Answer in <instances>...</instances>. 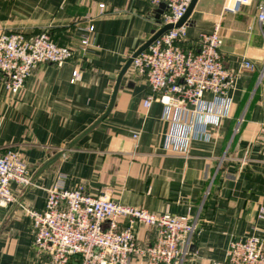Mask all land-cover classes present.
<instances>
[{
	"label": "crops",
	"instance_id": "obj_1",
	"mask_svg": "<svg viewBox=\"0 0 264 264\" xmlns=\"http://www.w3.org/2000/svg\"><path fill=\"white\" fill-rule=\"evenodd\" d=\"M224 1L197 0L186 21L188 41L219 24L225 66L237 73L228 103L204 93V106L212 104L218 115L216 123L205 125L206 135L183 139L190 125L201 128L190 110L181 113L159 102L144 107L149 85L129 66L107 116L40 173L13 210L14 202L0 207V264H36L25 209H42L46 190L60 176L68 189L82 185L91 196L107 192L125 206L196 219L198 229L183 264L223 262L230 241L264 236L259 217L264 207L259 136L264 73L258 81L264 72V38L255 0L237 12L224 11ZM166 13L165 4L151 6L145 0H0V31L34 36L47 30L57 43L76 46L85 28L93 26V47L82 58L61 66L40 63L15 94L0 83V150H17L32 175L65 148L106 111L119 71L161 27ZM244 59L255 70L243 67ZM75 67L80 75L70 82ZM11 186L19 197L23 187ZM135 229L141 244L154 236L143 223ZM130 264L145 262L132 258Z\"/></svg>",
	"mask_w": 264,
	"mask_h": 264
},
{
	"label": "built area",
	"instance_id": "obj_2",
	"mask_svg": "<svg viewBox=\"0 0 264 264\" xmlns=\"http://www.w3.org/2000/svg\"><path fill=\"white\" fill-rule=\"evenodd\" d=\"M151 6L165 4L163 22L175 24L191 0H145ZM252 0H225L224 11L237 12ZM256 1V21L264 38V0ZM103 8L101 3L98 5ZM220 26L196 41L186 38V22L165 31L144 51L132 59L131 69L147 81L150 94L143 105L159 102L181 113H195L196 124L190 125L183 139L202 138L205 125L216 123L213 107L204 106V93H211L225 103L237 73L228 69L221 50ZM93 26L88 25L76 46L59 44L47 30L34 36L22 31H0V83L15 94L40 63L61 66L74 58H82L93 47ZM242 66L255 70L252 61L244 59ZM260 71L258 81L263 76ZM80 70L75 67L70 82L76 81ZM237 130V128L235 129ZM264 155V119L259 125ZM136 137V134L133 135ZM28 164L13 147L0 150V207L12 204L16 196L12 184L24 187L30 180ZM31 219V245L36 264H130L132 258L145 264H183L190 253L196 219L188 215L155 214L141 207H130L112 199L107 192L88 195L82 185L64 187L62 176L46 190L40 210L26 208ZM259 217L264 219V207ZM125 222L120 226V221ZM143 223L154 229L147 244L136 238L135 226ZM210 264H264V236L250 234L230 241L223 262Z\"/></svg>",
	"mask_w": 264,
	"mask_h": 264
},
{
	"label": "water",
	"instance_id": "obj_3",
	"mask_svg": "<svg viewBox=\"0 0 264 264\" xmlns=\"http://www.w3.org/2000/svg\"><path fill=\"white\" fill-rule=\"evenodd\" d=\"M197 0H191L187 9L185 10L184 14L179 18V20L175 23H166L164 25H162L161 27H159L157 30L153 31L151 36L149 37V39L142 44L129 58L128 60L125 62V64L123 65V67L121 68V70L118 73V76L116 78V82L114 84V88L112 91V95H111V99H110V103L106 109V111L96 120L94 121L89 127H87L83 132H81L78 136H76L74 139H72L65 148L60 149L59 151H57L56 153H54L49 159H47L42 165H40L38 167V169L31 175L29 182L23 187V192L22 194L17 197L14 201L12 210L20 203V200L22 198V195L24 192H26L30 186L35 182L36 178L38 177V175H40V173L49 165L51 164L56 158H58L63 152H65L67 149L71 148L76 142L77 140H79L83 135H85L86 133H88L93 127H95L105 116H107V114L110 112L115 98H116V93L118 91L119 85H120V81L122 76L124 75V73L126 72V70L129 68L132 59L134 57H136L139 53H141L142 51H144L149 45H151L156 39H158L165 31L171 29L172 27H177L180 26L182 24H184L191 11L193 10L195 3Z\"/></svg>",
	"mask_w": 264,
	"mask_h": 264
}]
</instances>
